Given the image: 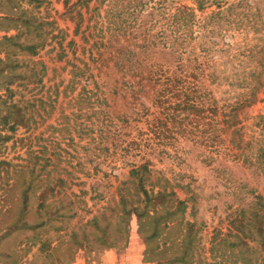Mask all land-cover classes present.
Returning <instances> with one entry per match:
<instances>
[{"label": "rangeland", "instance_id": "obj_1", "mask_svg": "<svg viewBox=\"0 0 264 264\" xmlns=\"http://www.w3.org/2000/svg\"><path fill=\"white\" fill-rule=\"evenodd\" d=\"M178 1L192 6L190 0ZM227 1L228 6L223 9L212 7L196 12L201 25L210 24L211 16L217 24L209 33L197 28L189 49H194V55L202 61V50L212 49L208 56L210 63L206 64L210 67L205 73L213 76L201 79L200 85L210 93L206 103L214 102L218 112L234 105L242 95L253 93L254 102L237 112L240 133L231 136L232 128L222 133L225 142L218 146V154L212 152L215 142H210L213 147H209L211 144L196 145L191 140L180 139L177 153L170 145L156 147L144 159L135 155V151L123 156L119 149L113 148L110 139L101 141L93 134L94 141L87 131L95 118L83 98L78 102L75 99L82 86L90 89L92 85L85 77L75 87L69 84L71 65L82 67L88 61V45L80 33L74 34L75 24L70 18L78 9L71 6L76 0H47L40 6L20 0L0 1V60L5 61V52L13 49L4 42V37L17 35V41L25 44L45 43L35 56L14 49L21 67L13 75L4 69L5 62L0 63V97L11 96L7 101L19 103L30 118L27 127H17L12 133L7 129L2 132L10 139L0 141V234L15 221L24 195H27V220H45L47 215L36 214L40 195L48 186L56 185L52 195L46 194V203L50 214H58L40 231V240L19 253L20 263L154 264L145 258L136 218L131 217L125 226L120 214V187L129 180L132 165L148 162L152 170L150 180L161 176L172 180V190L180 200L191 193L196 195L193 210L187 209L185 218L195 222L196 245L201 257L208 256L214 230L225 233L232 211L237 206L249 205L248 190L255 188L264 193V176L256 177L258 174L249 163L233 156L237 152L234 142L239 139L244 141L248 157H254L258 147H264V0ZM84 12L82 8L81 30L88 17ZM23 15L52 24L39 30L34 20L28 29L17 20ZM188 56L183 57L184 62ZM33 73L38 76L30 78ZM7 86L11 93L6 91ZM117 102L122 104L121 99ZM139 103L151 107L152 97H141ZM137 127L146 129L144 123ZM229 140L233 143L228 145ZM106 147L108 152L103 149ZM58 179L66 184L59 187ZM157 189L156 186L154 191ZM10 203L13 214L9 216L6 209ZM32 235L26 228L12 232L0 239V251L7 253L22 248L24 243H30ZM46 239L56 248L49 257L38 251L40 242ZM21 240L23 243L18 245ZM6 262L0 257V264Z\"/></svg>", "mask_w": 264, "mask_h": 264}, {"label": "trees", "instance_id": "obj_2", "mask_svg": "<svg viewBox=\"0 0 264 264\" xmlns=\"http://www.w3.org/2000/svg\"><path fill=\"white\" fill-rule=\"evenodd\" d=\"M20 1L40 6L47 0ZM149 1L150 3L144 0H76L71 5L73 8L78 7L70 18L75 24L74 34L80 33L81 39L88 45V61H82V67L75 63L71 65L69 84L75 87L85 77V81L92 85L90 89L82 86L75 99L78 102L83 98L95 118L87 131L94 141L96 138H93V134L101 141L110 139L113 148L119 149L123 156L135 151V155L144 159L154 148L168 145L174 147L177 153L176 145L180 139H188L196 145L204 146L215 142L213 151H210L218 154V146L225 142L221 134L230 128L231 136L240 133L242 127H237V112L240 107L251 104L255 99L251 98L253 93L249 96L242 95L234 105L221 108L219 112L214 102L207 104L210 93L202 89L200 84L204 77L213 76L212 73H205L210 67L206 64L210 63L208 56L212 49L202 50V61L201 57L194 55V49L189 47L195 39L197 28H204L209 33L213 25L217 24L211 16L210 24L201 25L196 12L201 13L212 7L223 9L228 6V1L190 0L192 6L178 0ZM92 2L94 4L90 7ZM82 8L88 17L81 30L84 22ZM19 19L28 29L35 23L34 20L39 30L46 24H52L25 15L17 20ZM18 38L17 35L3 38L4 42L13 47L5 52V61L0 60V63L5 62L7 66L4 69L10 75L21 67L14 49L35 56L37 50L45 45L44 42L25 44L18 42ZM186 55L191 57L188 56L184 62L183 57ZM37 76L38 74L33 73L29 77ZM40 79L39 77L38 82ZM6 91L11 93L8 86ZM149 96L152 97L151 107L139 103L141 97ZM10 97H0V141L10 139L9 136L2 135L5 129L12 133L17 127H27L30 120L19 103L7 101ZM118 99L122 100L121 105L118 104ZM218 116L220 120L217 119ZM139 123L146 125L145 131L137 127ZM132 131L135 132L134 135ZM231 142L229 140L228 145ZM234 145L237 149L234 158L249 163L248 166L253 167L254 173L258 174L256 177L264 176V147H258L254 157H248L242 139L234 142ZM103 149L109 151L107 147ZM151 175L148 162L132 165L128 173L129 180L121 184L119 198L120 214L125 226L131 217L136 218L146 259L154 264H264V193L260 194L255 188L248 190L251 197L249 205L246 208L237 206L232 211L225 233L214 230L208 256L201 257L196 245L195 222L185 218L186 210H193L196 195L191 193L180 200L172 190V180L161 176L151 181ZM57 183L59 187L66 184L63 179H58ZM156 186L158 189L154 191ZM175 186L183 188L176 183ZM55 187L56 185L48 186L40 195L36 214L38 217L47 215L45 220H27V195H24V202L15 221L3 229L0 239L23 228L30 230L33 235L30 243H24L22 248L20 246L7 253L0 251V257L7 261L6 264H42L34 261L20 263L22 255L19 253L40 240V231L50 225L53 216L58 214H50V206L46 203V194L52 195ZM184 188L190 192L188 186ZM6 213L9 216L13 214L11 203ZM235 248H238L237 251H234ZM55 250L49 239L41 241L38 247V251L46 253L48 257Z\"/></svg>", "mask_w": 264, "mask_h": 264}]
</instances>
